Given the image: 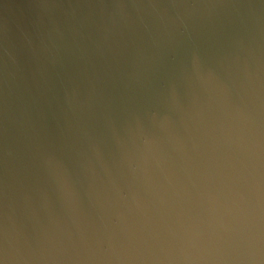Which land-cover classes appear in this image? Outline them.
Listing matches in <instances>:
<instances>
[{"label": "water", "instance_id": "95a60500", "mask_svg": "<svg viewBox=\"0 0 264 264\" xmlns=\"http://www.w3.org/2000/svg\"><path fill=\"white\" fill-rule=\"evenodd\" d=\"M0 264H264V0H0Z\"/></svg>", "mask_w": 264, "mask_h": 264}]
</instances>
